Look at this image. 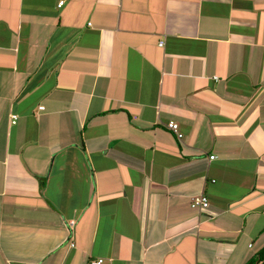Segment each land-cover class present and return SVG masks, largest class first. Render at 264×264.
I'll return each instance as SVG.
<instances>
[{"label": "crops", "instance_id": "crops-1", "mask_svg": "<svg viewBox=\"0 0 264 264\" xmlns=\"http://www.w3.org/2000/svg\"><path fill=\"white\" fill-rule=\"evenodd\" d=\"M60 1L0 0V264H245L264 0Z\"/></svg>", "mask_w": 264, "mask_h": 264}, {"label": "built area", "instance_id": "built-area-1", "mask_svg": "<svg viewBox=\"0 0 264 264\" xmlns=\"http://www.w3.org/2000/svg\"><path fill=\"white\" fill-rule=\"evenodd\" d=\"M62 3H63V0H61L58 3V5L60 6ZM159 44L161 45L162 42L160 41ZM10 117H11V122L15 123L17 118H18V115L17 114H11ZM166 125H167V127L169 129H171L174 133L177 134L178 138L182 137V133L179 131L178 124L176 122L170 120L169 122H167ZM211 158H213V156H211ZM190 204H191L192 208H203V207L208 206L209 201H208V199H207V197L205 195L199 194V195L194 196L191 199V203ZM74 224H75V220L74 219L69 220L68 221L69 229H72ZM71 245H73V243ZM103 262H104L103 258L90 260V264H102Z\"/></svg>", "mask_w": 264, "mask_h": 264}, {"label": "trees", "instance_id": "trees-1", "mask_svg": "<svg viewBox=\"0 0 264 264\" xmlns=\"http://www.w3.org/2000/svg\"><path fill=\"white\" fill-rule=\"evenodd\" d=\"M245 264H264V245Z\"/></svg>", "mask_w": 264, "mask_h": 264}, {"label": "clouds", "instance_id": "clouds-1", "mask_svg": "<svg viewBox=\"0 0 264 264\" xmlns=\"http://www.w3.org/2000/svg\"><path fill=\"white\" fill-rule=\"evenodd\" d=\"M199 209V208H198ZM94 260V259H93Z\"/></svg>", "mask_w": 264, "mask_h": 264}]
</instances>
